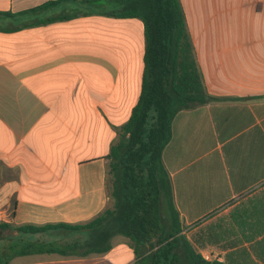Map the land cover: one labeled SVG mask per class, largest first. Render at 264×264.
<instances>
[{"label": "crops", "instance_id": "crops-1", "mask_svg": "<svg viewBox=\"0 0 264 264\" xmlns=\"http://www.w3.org/2000/svg\"><path fill=\"white\" fill-rule=\"evenodd\" d=\"M49 1L0 0V13ZM180 4L205 92L237 99L172 121L162 161L181 235L207 263L264 264V0ZM109 9L0 15V262H152L156 247L122 236L94 253L85 229L18 230L84 224L108 205L106 157L138 100L144 47L142 22Z\"/></svg>", "mask_w": 264, "mask_h": 264}, {"label": "trees", "instance_id": "trees-1", "mask_svg": "<svg viewBox=\"0 0 264 264\" xmlns=\"http://www.w3.org/2000/svg\"><path fill=\"white\" fill-rule=\"evenodd\" d=\"M93 1L97 0H54L17 15H0L27 17L61 3ZM104 1L110 7L105 16L140 20L144 38L139 97L106 157L108 205L84 224L24 226L18 230L40 233L85 229L89 237L83 248L87 252H105L113 237L122 236L136 251L146 244L156 247L151 264H216L205 262L181 235L162 153L178 112L237 99L205 92L180 0ZM43 22L34 21V25Z\"/></svg>", "mask_w": 264, "mask_h": 264}, {"label": "built area", "instance_id": "built-area-1", "mask_svg": "<svg viewBox=\"0 0 264 264\" xmlns=\"http://www.w3.org/2000/svg\"><path fill=\"white\" fill-rule=\"evenodd\" d=\"M203 259H204V260H209V257H208V256H204Z\"/></svg>", "mask_w": 264, "mask_h": 264}]
</instances>
